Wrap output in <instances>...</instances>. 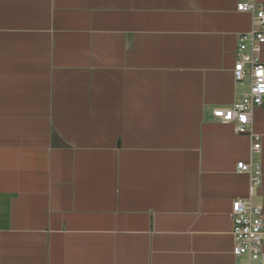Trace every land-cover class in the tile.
Segmentation results:
<instances>
[{
  "label": "crops",
  "instance_id": "crops-1",
  "mask_svg": "<svg viewBox=\"0 0 264 264\" xmlns=\"http://www.w3.org/2000/svg\"><path fill=\"white\" fill-rule=\"evenodd\" d=\"M236 2L0 0V264L246 263L229 212L254 162L264 218V100L254 155L211 114L247 90Z\"/></svg>",
  "mask_w": 264,
  "mask_h": 264
},
{
  "label": "built area",
  "instance_id": "built-area-1",
  "mask_svg": "<svg viewBox=\"0 0 264 264\" xmlns=\"http://www.w3.org/2000/svg\"><path fill=\"white\" fill-rule=\"evenodd\" d=\"M235 9L252 15L255 26L253 31L238 35L237 59L232 70L234 82L247 85V90L232 105L214 108L211 114L217 121L232 125L235 133H248L254 155L259 148V136L250 131L251 115L264 100V64L260 59L264 44V7L258 0H237ZM236 172L250 176V187L248 200L237 199L231 204L232 254L235 258H245V264H264L263 209L251 201L260 185L261 169L254 162H238Z\"/></svg>",
  "mask_w": 264,
  "mask_h": 264
}]
</instances>
